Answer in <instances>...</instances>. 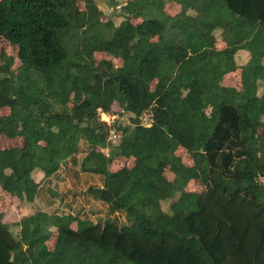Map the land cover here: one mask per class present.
<instances>
[{
	"label": "trees",
	"instance_id": "obj_1",
	"mask_svg": "<svg viewBox=\"0 0 264 264\" xmlns=\"http://www.w3.org/2000/svg\"><path fill=\"white\" fill-rule=\"evenodd\" d=\"M98 1L0 0V264H264V0ZM67 166L103 215L44 195Z\"/></svg>",
	"mask_w": 264,
	"mask_h": 264
},
{
	"label": "rangeland",
	"instance_id": "obj_2",
	"mask_svg": "<svg viewBox=\"0 0 264 264\" xmlns=\"http://www.w3.org/2000/svg\"><path fill=\"white\" fill-rule=\"evenodd\" d=\"M99 3V7L103 10V12L105 13V15L107 17L111 16L113 12H116L117 9H115L114 7H109L107 4H105L102 0L98 1ZM82 3H80L81 5ZM165 10L168 12L171 11H175L177 10V8L175 6L169 5L167 4L165 6ZM134 21L136 19H133ZM217 47H221L224 45V43L222 41H218ZM5 50V52H9L12 54H15L14 49L12 46L10 45H5L4 41L2 39H0V53H1V49ZM1 57V56H0ZM110 58L111 61L113 62V64L115 66H118L121 64V59L117 58V57H112L109 54L106 53H99L96 52L94 55V61L96 62L98 59L100 58ZM236 61L239 64H243L246 60H247V53L243 52V51H239L236 55ZM1 60V58H0ZM15 64H18V61H15ZM15 68V66L13 67ZM222 82L226 85H233V86H239L240 85V69H236L234 71L228 72L225 75H223L222 78ZM80 99H77V101H79ZM8 113V108H0V114H7ZM100 117L99 119L101 120H105L109 123H111L113 121V119L115 118L114 115H110V114H104L102 112H100ZM124 121H126V117L124 116L122 118ZM115 120V119H114ZM109 138L112 139L113 142H115L116 137L118 136L117 133L111 131ZM18 144H22V140L18 139V138H14V139H10L7 138L5 135L0 134V148H4V147H8V146H13V145H18ZM100 149V148H98ZM104 152H107L106 149H103ZM175 154L177 156H179L181 158V161L184 162L187 165H191L192 164V158L191 155L187 152L186 149L182 148V147H178L175 150ZM133 159L132 158H124V157H116L113 158L111 163L109 164V169L111 171L117 170L123 166H131L133 164ZM70 166H67L66 170L64 169V177L62 180L59 181H53L50 186H53L55 188L56 191L49 190V191H44V195H49L50 198H52V200L50 198H48V200H51V202H55V204H58L59 200L61 201V203L63 204V202H66V204L64 206H59V210H64L66 212H74L75 210L73 209H69V205L71 203H78L77 205H74V208H78L79 206H82L83 204L85 205V209L84 210H80L78 212L79 215L81 216H88L91 219H95V214L97 215H103L105 213V205H102L101 203H92L93 201L90 199H87V196L84 195V190L87 187V185L89 184H101V179L98 178L96 180H92L90 178H88L86 175H76L75 173L72 172V169H70ZM72 174H71V173ZM62 173V174H63ZM165 174L167 175L168 178H172L173 174L171 173V171L169 170V168L165 169ZM40 174L37 173L36 178L38 179V176ZM84 177L88 178L87 181H84ZM54 184V185H53ZM76 188V190H75ZM185 190L187 191H195V192H199L203 189V185L199 180L196 179H192L190 180L184 187ZM74 191H80V192H75L78 193L76 195H72ZM55 193V194H52ZM67 200V201H64ZM20 201L13 197L11 198L10 194L8 193H2L0 191V210H4L8 212L5 214L4 216V220L6 222H11L13 220L18 219L24 212H25V208L24 206L20 207ZM90 208H94V211L92 212ZM122 219H124L122 216L120 217ZM72 226H75V223L72 224ZM53 243V239H49L48 240V244H52Z\"/></svg>",
	"mask_w": 264,
	"mask_h": 264
}]
</instances>
